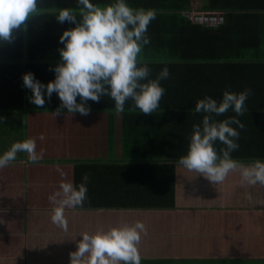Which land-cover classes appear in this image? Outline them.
<instances>
[{"label":"crops","instance_id":"1","mask_svg":"<svg viewBox=\"0 0 264 264\" xmlns=\"http://www.w3.org/2000/svg\"><path fill=\"white\" fill-rule=\"evenodd\" d=\"M189 5L192 11L185 13L189 12L190 22L199 23L191 19V13L198 12L219 20L205 31L194 28L190 40V44L200 42L207 55L215 57L201 76L208 86L200 92L201 98L209 95L219 100L225 89L251 88L245 101L247 111L239 117L245 127L240 129L235 152L245 161L264 158L257 147L264 145V0H189ZM55 110L0 109L4 117L0 152L28 137L35 138L36 150L42 152L35 162L28 161L27 153H18L16 162L0 168V264H69L79 233L136 220L146 227L138 245L141 264H264V186L241 185L238 171L216 184L174 162L172 171L165 173L173 178V194L165 197V205H111L115 193L107 189L104 197L111 204L85 202L67 208L66 225L54 224L50 219L54 205L48 196L59 189L61 181L75 185L76 162L130 155L171 161L167 117L151 124V134L142 130V136H137L129 131L125 111L112 115L93 109L82 115L60 109L54 115ZM192 114L194 123L199 122L202 113L193 109ZM228 115L235 113L230 109L217 119ZM96 123L104 132H97ZM180 128L186 145L183 151H187L192 125ZM129 141L145 145L135 147L132 154ZM110 144L114 150L107 156L103 145ZM78 168L80 174L85 173ZM155 168L150 166L149 171Z\"/></svg>","mask_w":264,"mask_h":264},{"label":"clouds","instance_id":"2","mask_svg":"<svg viewBox=\"0 0 264 264\" xmlns=\"http://www.w3.org/2000/svg\"><path fill=\"white\" fill-rule=\"evenodd\" d=\"M75 2L76 8L60 7L54 15L60 23L74 24L58 37L63 47L58 49L60 61L52 68L54 79L44 83L31 71L22 75L23 87L31 91L29 100L43 106L55 92L60 105L54 115L62 107L68 113L86 115L90 111L87 101H98L102 96L114 101L116 113L125 110L126 101L140 112L152 113L166 91L161 81L170 76L167 65L152 76L149 64L138 60L143 47L150 43L148 25L156 18V9L133 7L128 0ZM42 4L43 0H0V45L11 43L18 31L26 30V21L36 16ZM251 93L249 87L238 92L225 89L219 100L209 95L198 99L194 111L202 117L192 124L187 151L175 162L216 184L238 171L241 185L264 186V158L245 161L232 155L239 148L240 129L245 127L239 117L247 111L245 101ZM230 109L235 115L217 119ZM3 119L0 116V124ZM18 153H27L32 162L42 158L35 138L28 137L0 152V168L16 162ZM88 181L87 173L75 185L61 181L59 189L48 196L54 205L50 210L54 224L65 226L66 209L85 203ZM145 232V224L136 220L107 230L79 233L69 264H141L138 245Z\"/></svg>","mask_w":264,"mask_h":264},{"label":"trees","instance_id":"3","mask_svg":"<svg viewBox=\"0 0 264 264\" xmlns=\"http://www.w3.org/2000/svg\"><path fill=\"white\" fill-rule=\"evenodd\" d=\"M94 2L104 4L110 0ZM128 2L133 7L156 9V18L148 25L150 43L143 47L138 60L149 64L152 76H155L162 66L167 65L170 76L161 81L166 91L156 110L145 114L132 107L131 101H126L124 111L128 115L125 119L129 122V131L142 136V130L147 134L152 133L153 122L160 123V120L169 118L171 161L135 158L130 155L121 159L84 160L79 165L89 176L88 198L85 202L95 206L111 204L104 195L107 189H112L115 197L111 205L118 203L123 207H134L137 202L143 207H159L166 204L165 197L173 194V178L165 173L172 171L173 163L186 152L183 151L186 145L180 135V127L194 123L192 110L197 98H201L200 92L208 87L201 76L206 65L214 64L209 59L215 57L207 55L200 42L190 44V40L195 33L194 28L205 31L211 26L189 21L188 13L192 11L189 0ZM60 7L76 8L77 5L75 0H43L36 16L26 21V30L18 31L11 43L0 45V109H57L60 105L55 92L43 106L35 105L28 98L31 95L30 89L23 87L22 81V75L28 71L33 72L35 77L44 83L54 79L52 68L60 61L58 49L63 47L58 37L64 29L74 26L72 23H60L55 19L54 15ZM186 10L189 12L185 13ZM191 89L197 94H192ZM76 99L79 100V97ZM87 103L90 110H107L112 115H117L114 101L109 97L102 96L98 101L89 99ZM129 142L131 144L127 143V146L131 153L135 147L142 148L145 145L143 141ZM257 147L260 149L259 155L264 156V145ZM237 156L236 154L234 157ZM79 165L75 163V184L81 182L83 175L79 172ZM154 165L155 171H149V167Z\"/></svg>","mask_w":264,"mask_h":264},{"label":"built area","instance_id":"4","mask_svg":"<svg viewBox=\"0 0 264 264\" xmlns=\"http://www.w3.org/2000/svg\"><path fill=\"white\" fill-rule=\"evenodd\" d=\"M191 19L209 25H215L219 22L217 16H212V14H206V13H198V14L191 13Z\"/></svg>","mask_w":264,"mask_h":264},{"label":"rangeland","instance_id":"5","mask_svg":"<svg viewBox=\"0 0 264 264\" xmlns=\"http://www.w3.org/2000/svg\"><path fill=\"white\" fill-rule=\"evenodd\" d=\"M107 117H110V114ZM96 126H97V128H96L97 129V132H104L105 128L103 126H101L100 124H97V123H96ZM103 147L106 149L105 151H103V153L104 154H107V156L109 154H111L112 151L114 150L112 144H110L109 147L108 146H105V145H103ZM101 151H102V144H101V150L99 149V152H101Z\"/></svg>","mask_w":264,"mask_h":264}]
</instances>
